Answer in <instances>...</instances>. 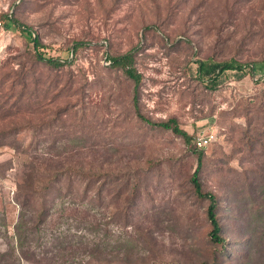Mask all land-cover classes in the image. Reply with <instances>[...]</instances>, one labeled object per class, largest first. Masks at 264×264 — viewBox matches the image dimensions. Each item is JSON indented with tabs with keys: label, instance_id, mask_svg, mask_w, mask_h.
Instances as JSON below:
<instances>
[{
	"label": "rangeland",
	"instance_id": "1",
	"mask_svg": "<svg viewBox=\"0 0 264 264\" xmlns=\"http://www.w3.org/2000/svg\"><path fill=\"white\" fill-rule=\"evenodd\" d=\"M225 1L0 0V10L39 36L45 57L66 60L58 69H40L39 105L30 108L24 98L9 115L0 112V130L18 126L0 135V264L211 261L203 203L187 181L196 157L181 137L135 114L133 82L108 58L125 52L134 53L142 75L141 114L152 121L175 117L192 138L215 134L202 149L207 158L201 178L205 188L224 195L220 218L231 253L247 250L241 240L249 226L242 220L256 225L260 236L264 219L253 222L250 215L264 198V10L255 0ZM76 42L85 44L72 53ZM30 47L26 32L0 21L1 72L16 68ZM230 57L249 66L226 70L215 89L205 88L196 76L197 60ZM33 130L40 158L50 159L52 167L80 164L113 174L128 164L151 165L127 222L117 212L122 195L114 184L108 182L97 200L72 176H63L47 197L45 222L27 230L39 198L23 200L15 188L29 160L23 150L30 148ZM248 137H258L251 139L252 150ZM228 189L238 200L235 209L233 199L225 198ZM19 221L26 223L27 241L12 252ZM231 253L225 264H264V239L244 259Z\"/></svg>",
	"mask_w": 264,
	"mask_h": 264
},
{
	"label": "trees",
	"instance_id": "2",
	"mask_svg": "<svg viewBox=\"0 0 264 264\" xmlns=\"http://www.w3.org/2000/svg\"><path fill=\"white\" fill-rule=\"evenodd\" d=\"M115 4L121 0H111ZM230 0L225 2L229 3ZM240 0H233V3L239 2ZM255 4L262 10H264V0H255ZM233 4V7H234ZM16 7V6H15ZM0 21L6 22L7 24L16 25L22 32H26L31 41V47L26 51L24 61L16 62L17 67L14 65L9 68H3L0 71V98L5 97L3 100L0 99V112L2 116L9 115L13 111L12 107L21 102L24 98L27 99V104L31 108L32 105H39L37 99L39 98V71L40 69H58L66 64V60H61L58 57H45L41 52L42 42L39 36L32 30V28L17 18L13 17L12 14L0 10ZM85 42H76L72 46V53L83 46ZM110 65L121 70L124 76L129 78L133 82L131 89V103L134 108L135 114L147 123L161 128L170 130L173 134L181 137L187 146V149L193 153L196 157V166L192 173L189 175L187 181L189 184L190 193L199 201L203 203V214L206 220L205 237L207 245L209 247L211 261H203L201 264H225L224 260L231 253L232 248L228 246L230 240L225 236L226 230L224 224L220 218V210L223 208V194L221 191H216L211 188H205L201 173L204 169V159L207 158L206 154L202 149L195 147L191 144L192 135L188 134L184 129L180 127L175 117H170L166 120L152 121L146 118L140 113L138 108L139 98V84L141 82L142 75L137 71L134 66V53L125 52L118 55L108 56ZM248 63H242L237 59L230 57L228 59H222L220 61H212L210 59H199L197 60L196 76L200 82L203 83L205 88L210 90L215 89L220 82V76L226 70H238L244 71L245 67H248ZM71 74L74 71L69 69ZM264 81V77L262 78ZM27 92V94H25ZM25 94V95H24ZM14 98L10 104L8 99ZM25 104L27 107L28 105ZM21 105V104H20ZM14 108V107H13ZM18 107L16 106L15 109ZM18 126L13 128H7L0 130V135H8L16 132ZM34 128H38V125L34 124ZM33 130V142L29 144L30 148L23 150L25 155L28 156L29 160L24 164L25 169L19 183L16 184V195H19L23 200L33 198H39L38 207L35 210L34 221L30 228L38 229L42 225L48 215L49 208L46 206L48 195L57 187L59 188V182L63 176H72L76 181L82 184L83 193L92 194L93 198L99 200L103 195V191L106 188L108 182L111 185H115L118 189L117 194L122 195L121 206L117 208L118 213H122L125 218V222L130 218L131 213L136 205L137 199L140 196L142 188V175L148 172L151 165L136 164L135 166L126 165L124 169L117 170L113 174L105 173L102 167H90L83 166L80 164H58L54 167L48 162V158H40L41 152H39L38 135ZM250 140L248 143V149L252 150L253 141H258V137H248ZM253 141H252V140ZM75 149V148H74ZM50 158V157H49ZM145 163V161H144ZM119 173V174H117ZM38 177H42L38 180ZM245 176V178H247ZM121 179L122 182H119ZM250 184V183H249ZM248 183L245 185H249ZM110 186V185H109ZM262 186V184H260ZM231 189L226 190L227 196L225 198L233 199L232 208H236L238 200L231 194ZM261 194L264 197V186L261 188ZM228 209V208H227ZM253 220L264 219V198L260 208H258L253 214L250 215ZM246 220V219H245ZM242 220L246 223L249 228L244 233L242 243L247 250L238 255L244 259L246 254L249 252L250 246L256 241L264 239V228L260 230V236H255V226H251V223ZM254 222V221H253ZM26 223L19 221L14 225V240L15 244L11 246L10 251H14V248L22 250L27 241ZM121 245V244H120ZM119 247V246H118ZM237 249V250H236ZM235 252H239L238 248H235ZM22 254V252H21ZM21 257H23L21 255ZM228 261V260H227ZM57 264H72L67 261L58 262Z\"/></svg>",
	"mask_w": 264,
	"mask_h": 264
},
{
	"label": "built area",
	"instance_id": "3",
	"mask_svg": "<svg viewBox=\"0 0 264 264\" xmlns=\"http://www.w3.org/2000/svg\"><path fill=\"white\" fill-rule=\"evenodd\" d=\"M215 139V134L211 131L197 133L192 138V143L195 147L203 149Z\"/></svg>",
	"mask_w": 264,
	"mask_h": 264
}]
</instances>
